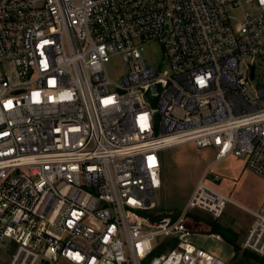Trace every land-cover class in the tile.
Instances as JSON below:
<instances>
[{
	"label": "built area",
	"instance_id": "built-area-1",
	"mask_svg": "<svg viewBox=\"0 0 264 264\" xmlns=\"http://www.w3.org/2000/svg\"><path fill=\"white\" fill-rule=\"evenodd\" d=\"M258 57L264 0H0V264H237L189 238L190 210L234 202L210 165L175 216L152 196L160 152L188 141L264 178ZM251 212L242 247L264 259Z\"/></svg>",
	"mask_w": 264,
	"mask_h": 264
},
{
	"label": "rangeland",
	"instance_id": "rangeland-1",
	"mask_svg": "<svg viewBox=\"0 0 264 264\" xmlns=\"http://www.w3.org/2000/svg\"><path fill=\"white\" fill-rule=\"evenodd\" d=\"M143 53L148 63H159L162 58L157 41L147 42ZM106 68L112 78L119 81L124 71L120 55L111 54ZM250 83L254 87L264 85V58H256ZM214 153L212 147L199 148L190 141L163 149L160 152L162 185L152 196L156 203L153 212L165 215L179 213L189 200L198 178L210 165L211 175L205 178V182L234 202H227L217 218L198 208L190 210L188 225L199 231L189 237L191 242L231 263L240 264L239 260L244 258L250 264H264V261L245 254L243 251L246 249L242 247L247 230L253 223L251 211H257L264 202V178L249 170L241 158L230 156L214 162ZM213 174H217L219 180H214ZM212 226L218 230L219 234L215 235L219 238L211 234ZM223 234L230 242L222 237Z\"/></svg>",
	"mask_w": 264,
	"mask_h": 264
},
{
	"label": "trees",
	"instance_id": "trees-1",
	"mask_svg": "<svg viewBox=\"0 0 264 264\" xmlns=\"http://www.w3.org/2000/svg\"><path fill=\"white\" fill-rule=\"evenodd\" d=\"M176 214H178V213H174V214H172V215L175 216ZM164 215H165V214H163V213H154V214L151 215V218H152V219H155V218H158V217H161V216H164ZM211 233H212V234H219V232H218V230L216 229L215 226H212V228H211ZM222 237L230 242V240H229V238L227 237V235L223 234ZM243 252H244L245 254H248V256L251 257V258H253V259H256V260H259V261H264V259H262L261 257L255 255L254 253H252V252H250V251H248V250H247V251L245 250V251H243ZM239 263H240V264H250V263H249L246 259H244V258L240 259V260H239Z\"/></svg>",
	"mask_w": 264,
	"mask_h": 264
},
{
	"label": "water",
	"instance_id": "water-1",
	"mask_svg": "<svg viewBox=\"0 0 264 264\" xmlns=\"http://www.w3.org/2000/svg\"><path fill=\"white\" fill-rule=\"evenodd\" d=\"M251 74H253V68H251ZM232 256H233V254H232ZM232 256H231V257H232Z\"/></svg>",
	"mask_w": 264,
	"mask_h": 264
},
{
	"label": "crops",
	"instance_id": "crops-1",
	"mask_svg": "<svg viewBox=\"0 0 264 264\" xmlns=\"http://www.w3.org/2000/svg\"><path fill=\"white\" fill-rule=\"evenodd\" d=\"M208 165H209V164H208ZM208 165H207V166H208ZM161 177H162V170H161ZM197 232H199V231H197ZM211 234H212V233H211Z\"/></svg>",
	"mask_w": 264,
	"mask_h": 264
}]
</instances>
